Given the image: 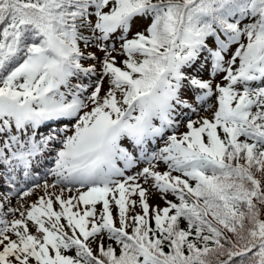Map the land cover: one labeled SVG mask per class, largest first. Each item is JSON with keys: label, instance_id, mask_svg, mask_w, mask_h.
Instances as JSON below:
<instances>
[{"label": "snow or ice", "instance_id": "1", "mask_svg": "<svg viewBox=\"0 0 264 264\" xmlns=\"http://www.w3.org/2000/svg\"><path fill=\"white\" fill-rule=\"evenodd\" d=\"M0 264H264V0H0Z\"/></svg>", "mask_w": 264, "mask_h": 264}, {"label": "rangeland", "instance_id": "2", "mask_svg": "<svg viewBox=\"0 0 264 264\" xmlns=\"http://www.w3.org/2000/svg\"><path fill=\"white\" fill-rule=\"evenodd\" d=\"M48 179H51V177H48ZM43 181H41V183H42ZM34 199V198H33ZM13 204H15V200L13 201ZM163 206V205H162Z\"/></svg>", "mask_w": 264, "mask_h": 264}]
</instances>
